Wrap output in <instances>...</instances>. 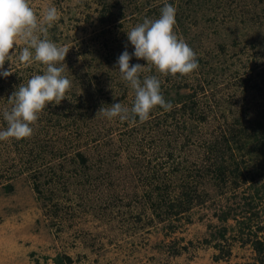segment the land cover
I'll return each mask as SVG.
<instances>
[{"label":"rangeland","instance_id":"obj_1","mask_svg":"<svg viewBox=\"0 0 264 264\" xmlns=\"http://www.w3.org/2000/svg\"><path fill=\"white\" fill-rule=\"evenodd\" d=\"M166 3L177 10L174 30L196 52L198 70L163 75L133 56L130 64L146 66L141 79L161 80L172 109L156 106L144 122L97 116L113 103L131 108L135 93L117 59L126 44L134 52L127 30L158 18ZM49 5L60 15L49 38L70 50L64 74L72 87L68 99L39 115L31 137L0 141V264H264L258 153L245 154L238 186L219 188L201 174L208 164L201 145L228 133L234 119L248 123L264 111V0H31L38 15ZM44 68L15 56L5 62L0 71L13 73L0 75V129L8 98ZM242 77L258 87L245 88ZM190 99L205 121L181 108ZM74 124L88 137L75 135ZM170 130L175 138H166ZM185 134L195 139L181 147ZM78 150L87 158L82 164L73 156Z\"/></svg>","mask_w":264,"mask_h":264},{"label":"clouds","instance_id":"obj_2","mask_svg":"<svg viewBox=\"0 0 264 264\" xmlns=\"http://www.w3.org/2000/svg\"><path fill=\"white\" fill-rule=\"evenodd\" d=\"M176 12L173 4L166 3L160 9L158 18L145 17L142 23L127 30V39L134 52L130 53L126 44L125 51L117 59V67L121 79L134 90L133 104L131 108L122 103L103 106L97 116L109 120L118 117L121 121L132 122L138 117L140 122H144L156 106L165 111L172 109V103L166 101L162 94L158 76L145 75L141 79L146 66L139 63L132 65L130 61L135 56L138 60H145L158 73L173 77L177 74L188 76L198 70L196 52L174 30ZM59 18V11L54 5L46 6L38 15L31 6V0H0V70L4 69L6 61L12 65L14 56L23 65L37 62L45 66L43 74L32 75L8 98L11 107L3 110L6 127L0 129V141L31 137L34 131L32 125L44 109L49 104L59 105L67 98L72 81L64 73L65 59L70 50L52 41L48 34ZM12 73V69L0 71L5 78Z\"/></svg>","mask_w":264,"mask_h":264},{"label":"trees","instance_id":"obj_3","mask_svg":"<svg viewBox=\"0 0 264 264\" xmlns=\"http://www.w3.org/2000/svg\"><path fill=\"white\" fill-rule=\"evenodd\" d=\"M103 8L106 11L107 9H109V7L107 6V3H103ZM255 15H259L258 13H255ZM109 16H104L100 17V21L104 22L109 20ZM243 79H241V81H243V86H245V88H247L248 84L251 83L250 86L256 88L258 87L256 82L252 81L249 79V77H242ZM240 80V77H239ZM254 82V84H253ZM190 106L187 107V105H185L183 107L182 105V109L185 111L188 110L189 108V113H190V117L192 119H197L199 123L202 121H205V116L202 115V113L196 111L197 109L195 108V104L193 99H190ZM84 107V106H83ZM81 107V109L83 108ZM101 107V105H100ZM160 107V106H158ZM96 108V107H95ZM195 108V109H194ZM93 110V109H92ZM180 110V108H179ZM181 112V110H180ZM197 112V113H196ZM94 114V112H93ZM92 114V115H93ZM172 115L175 114V112L171 113ZM94 116V115H93ZM260 119H254V120H249L248 123H241L238 122V118L234 119V121H232L229 125L230 130H228V133L223 132L220 133L219 136H216V138L214 137V139L212 140H208L205 141L201 146L204 147V145H206V154L205 159L208 162L207 165H205V167H203V173L201 174H211L212 178H214V181L219 182L218 186L219 188H223V187H227L229 185H234V186H238L239 181H241L242 177H246L245 173H243L242 171V163L245 165L247 164V159H245V154L246 153H250V152H257L258 153V157L256 161H261L262 163L264 162V125L262 123V121L264 120V111H260ZM83 117V114L78 115V118L76 119L77 122H79V120ZM138 118V117H137ZM166 120V118L164 119ZM235 122L237 123V127H234ZM158 124H160V122H156L155 126L157 127ZM169 124V123H167ZM263 125V126H262ZM64 126V123L61 125ZM79 125L78 124H74V126H72V132L75 133V135L77 134L78 137H80L81 132L84 130L82 129L81 131H79ZM177 128H179L180 130H189L190 134H192L191 130H192V126H186L184 124V121L179 122L178 121V126L176 125ZM257 128H261L262 130L258 131ZM171 132V133H170ZM170 132H166V138H169L167 136L171 135L172 138H175L172 134L175 131H171ZM177 133V132H176ZM189 134V135H190ZM81 136L83 138H87L88 137V130L86 129L84 131V134H81ZM185 141L181 143V147H183L185 144H189L191 141H194V139H191V137L188 136V134H185ZM70 140H72V138H70ZM232 143H235V148L236 151H238L240 153V155H237V153L233 152V147H232ZM19 145V144H16ZM187 146V145H186ZM73 148H78V146L73 145ZM208 148V149H207ZM19 149V148H18ZM59 151L58 154H60ZM39 152L36 151V153H34L33 151H31L30 155L32 154L33 158L36 159V157L40 154H38ZM57 155V154H56ZM55 155V156H56ZM169 155L171 156L172 154L169 153ZM73 156H76V158L82 163H84V161L87 159L85 158V155L83 153V151H76L74 153ZM227 156V157H226ZM239 158H238V157ZM30 162V161H29ZM245 174V175H244ZM207 177V176H206ZM230 181V183H229ZM188 192L186 191V194ZM183 205V204H181ZM176 205L173 204L171 205V208H174ZM182 209H184L182 207ZM260 247V246H259ZM255 247L256 251L258 253L262 252V249L260 247ZM55 261L57 263H62L63 261L61 259L56 258ZM247 264H254V263H247Z\"/></svg>","mask_w":264,"mask_h":264}]
</instances>
